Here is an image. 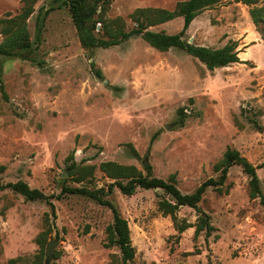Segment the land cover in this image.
<instances>
[{
	"label": "rangeland",
	"instance_id": "1",
	"mask_svg": "<svg viewBox=\"0 0 264 264\" xmlns=\"http://www.w3.org/2000/svg\"><path fill=\"white\" fill-rule=\"evenodd\" d=\"M183 1L113 0L105 17H121L131 30L138 9L174 11ZM23 7L24 0H0V19ZM250 9L224 0L193 21L190 43L220 49L237 42L241 50L244 63L210 71L185 51L161 52L141 37L86 50L66 0L37 1L27 20L30 50L0 52V181L40 190L55 213L45 201L0 190V264H46L52 240L59 245L50 264H122L120 250L106 247L112 209L66 192L80 188L98 193L128 221L136 249L130 264H264V205L251 199L240 166L229 170L222 192L209 189L199 204L215 228L209 238L196 233L197 210L165 215L159 204L170 197L162 190L138 188L128 196L115 187L108 194L114 180L100 170L114 162L147 175L152 167L164 180L177 174V187L192 194L219 177L215 167L232 149L260 167L264 193V41ZM183 27L180 17L149 30L175 35ZM185 225L191 227L180 233Z\"/></svg>",
	"mask_w": 264,
	"mask_h": 264
},
{
	"label": "trees",
	"instance_id": "2",
	"mask_svg": "<svg viewBox=\"0 0 264 264\" xmlns=\"http://www.w3.org/2000/svg\"><path fill=\"white\" fill-rule=\"evenodd\" d=\"M37 1L24 0V7L18 16L11 19H0V26L3 23H7V26L3 30L7 35V41L1 46L0 52L6 55L24 56L26 53L23 52L30 50L32 45L27 20L34 14ZM223 1L187 0L178 3L174 11L151 8L138 9L131 15L137 24V27L131 30L126 29V23L123 18L119 17L112 21L107 20L105 17L113 0H66V4L70 10L81 45L86 50L92 51L98 48L109 49L128 42L133 38L141 37L151 47L161 52H167L171 49L185 51L202 62L208 70L215 71L216 69L226 68L234 64L244 63L240 58L241 50H238L239 46L237 42H232L220 49H213L190 43L186 39V35L193 21L200 13ZM237 1L251 7V18L264 41V2H261V0ZM180 17L184 19V27L178 34L169 35L165 32L149 30L151 27L168 23ZM99 25L101 28H99ZM98 77L102 78V75L98 73ZM134 153L138 155L136 151ZM235 165L240 166L250 179L251 199L260 198L264 205V193L258 175L260 167L252 165L237 150L228 149L224 155V159L215 167L219 177L207 180L192 194H183L177 187V174H173L168 180H164L153 176L152 167L146 169L147 175L135 166H125L114 162L101 164L100 170L108 178L114 180L109 186L108 194L112 193L115 187L119 188L128 196H133L138 188L162 190L165 195L170 197V199L162 200L159 204L160 210L165 215L172 216L175 219L181 207H189L197 210L200 217L198 219L196 233H204L209 238L214 233L215 228L211 223V217L199 208V204L209 189L223 191L222 189L228 180L229 170ZM75 169H78V167L75 166ZM88 175H90V171L79 177L78 181L83 182L85 180L84 177ZM5 189H10L20 194L29 202L45 201L50 205L53 213H55V206L50 198L40 190L31 188L23 181L8 184H2L0 181V190ZM104 191L101 190L100 193H106ZM66 192L88 195L102 205L109 206L112 209L114 220L107 228L106 247H117L120 250L122 264H130L133 262L136 256V249L132 243L129 223L123 218L120 211L111 202L104 201L98 193L90 192L85 188L69 189ZM189 227L191 226H181L179 227V232L183 233ZM41 238V255L43 258L46 237L42 235ZM40 264H42V259Z\"/></svg>",
	"mask_w": 264,
	"mask_h": 264
},
{
	"label": "water",
	"instance_id": "3",
	"mask_svg": "<svg viewBox=\"0 0 264 264\" xmlns=\"http://www.w3.org/2000/svg\"><path fill=\"white\" fill-rule=\"evenodd\" d=\"M144 166L145 167L149 166L148 161H145ZM58 245H59V242L56 241V240H52L51 242H49L47 244V248H46V257H47L46 264H50L51 261L53 260L54 252H55V250H56Z\"/></svg>",
	"mask_w": 264,
	"mask_h": 264
}]
</instances>
